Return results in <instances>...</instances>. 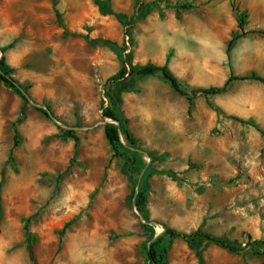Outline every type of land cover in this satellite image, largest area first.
I'll return each instance as SVG.
<instances>
[{
    "label": "rangeland",
    "instance_id": "rangeland-1",
    "mask_svg": "<svg viewBox=\"0 0 264 264\" xmlns=\"http://www.w3.org/2000/svg\"><path fill=\"white\" fill-rule=\"evenodd\" d=\"M110 3L127 22L95 0H0V47L30 96L0 81V264H150L166 228L240 249L177 236L165 264H264V83L237 79L190 102L160 73L111 80L165 63L189 93L231 73L264 76V10L252 13L250 0ZM234 6L248 33L228 53ZM107 107L135 138L120 129L125 155L106 138L107 123L119 126Z\"/></svg>",
    "mask_w": 264,
    "mask_h": 264
},
{
    "label": "trees",
    "instance_id": "trees-1",
    "mask_svg": "<svg viewBox=\"0 0 264 264\" xmlns=\"http://www.w3.org/2000/svg\"><path fill=\"white\" fill-rule=\"evenodd\" d=\"M96 4L98 5L100 11L105 14H114L121 22H127L129 16L126 13L123 12H115L114 9L111 6L110 0H95ZM158 4L155 1L148 2L146 4L142 5L141 9H135L134 11V16L138 19H143L148 12L157 7ZM182 7L184 8H192L193 6L188 4V5H183ZM234 11L237 14V20H238V26H239V31L235 32L232 37L230 38L228 42V48L227 51L228 53L231 51L232 46L234 43L243 35L248 33L246 31V18L247 14L245 11H241L238 7L234 6ZM257 31V30H255ZM264 32V31H261ZM98 43H103L105 45H108L111 47L115 52L121 53L122 50L118 46L116 42H113L108 39L100 38L97 40ZM8 46H3L0 47V50L3 52V55L0 58V81L4 82L7 86L11 87L14 89L25 101H30V96L27 91V87L22 84L15 76L12 75L11 68L8 66V62L6 59V56L4 54L5 50L7 49ZM160 73L169 83L170 85L181 95L186 96L190 102L193 101V99L199 95V94H204L206 96L209 95H216V94H221L225 92L228 89L229 84L237 79L245 80V79H254L258 80L264 83V76L252 72L250 74L246 75H236L234 73H231V75L228 77V79L225 81L223 85H210V86H199V87H194L191 92L189 93L186 91L180 82L179 77L173 72V70L169 67L168 63L165 64H149L145 65L142 67H134L132 66L129 69L123 68L121 71L112 76L111 80L112 81H118L119 79H126L127 75H154ZM46 115L51 116V112L44 108H40ZM103 115L105 117L111 118L112 120H115L119 122V126L115 125L114 123H107L105 127V135L112 146L113 149V155L114 156H122L125 155L122 151L121 148L123 146L122 140H121V132L120 129L125 134V137L128 141L131 143H135V138L133 137L131 131L125 127L124 121L121 118V116L117 113L116 110L112 108H105L103 110ZM68 135L72 136L71 132H67ZM75 137V136H74ZM77 139V138H76ZM145 195L144 192H140V198L138 199V206L140 209H143V205H145ZM26 232L29 234V228L28 225H25ZM177 236H181L184 239H186L188 242L193 243L195 239L198 236H203L207 239H210L219 245L229 248L230 250H238L240 249L239 247L230 244L227 240L224 238L214 235L209 232H202V231H197L192 234H186L182 231H179L174 228H166L165 233L163 236L159 237L158 240L154 241L150 247L147 249L148 253V259L150 264H165L166 262V254L168 251V243L171 242V240ZM29 252L31 257L33 258V251L31 245L28 246Z\"/></svg>",
    "mask_w": 264,
    "mask_h": 264
},
{
    "label": "crops",
    "instance_id": "crops-1",
    "mask_svg": "<svg viewBox=\"0 0 264 264\" xmlns=\"http://www.w3.org/2000/svg\"><path fill=\"white\" fill-rule=\"evenodd\" d=\"M250 9L252 10L251 12L254 14L262 13V9L264 10V0L258 2L257 0H250L249 3ZM258 8H261V11L258 10ZM262 16V15H261Z\"/></svg>",
    "mask_w": 264,
    "mask_h": 264
}]
</instances>
